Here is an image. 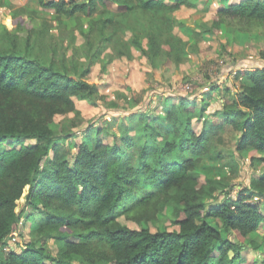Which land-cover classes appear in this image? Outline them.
<instances>
[{"label": "trees", "instance_id": "trees-1", "mask_svg": "<svg viewBox=\"0 0 264 264\" xmlns=\"http://www.w3.org/2000/svg\"><path fill=\"white\" fill-rule=\"evenodd\" d=\"M36 1L54 10L59 39L47 19L36 26L26 22L21 14L32 19L36 12L25 7L15 9L10 24L0 29V264H47L45 258L58 264L73 258L78 264H230L241 258L246 239L258 249L250 235L264 224V213L250 199L264 197V166L262 175L232 198V188L225 190L221 178L192 172L210 132L224 124L237 131L239 153L249 148L264 152V66L237 70L238 88L209 85V93L224 90L222 106L213 112L222 125L206 127L193 99L167 96L165 128L160 131L144 120V142L134 164L126 158L135 144L127 128L122 134L107 132L106 140L75 142L66 154L60 147L74 132H59L52 123L71 113L68 120L74 125L84 118L77 104L96 105L94 86L83 75L110 41L118 54L128 53L112 37L121 21L131 19L135 46L146 38L141 50L152 63L163 56L180 64L200 50L202 32L224 27L264 35V0L222 4L208 20L200 19V31L187 39L174 32L185 24L175 12L197 7L196 0ZM69 18L72 26L65 22ZM66 34L70 40L76 34L82 38L70 59L47 58L35 49L42 42L54 49ZM194 117L203 122L200 131L191 125ZM103 130L98 126V133ZM258 161L264 165V155ZM219 191L225 200L207 206ZM166 208L169 226L152 231L142 225L155 223ZM120 215L139 227L120 222ZM22 216L35 226L36 238L21 243L20 250L6 249ZM209 217L236 240L224 238ZM48 238L61 243L56 256L44 248Z\"/></svg>", "mask_w": 264, "mask_h": 264}, {"label": "rangeland", "instance_id": "rangeland-1", "mask_svg": "<svg viewBox=\"0 0 264 264\" xmlns=\"http://www.w3.org/2000/svg\"><path fill=\"white\" fill-rule=\"evenodd\" d=\"M197 7H182L175 12L184 26L175 27L174 32L187 39L195 31H200L198 21L208 20L209 15L214 13L217 8L224 3L238 2L239 0H196ZM19 7L34 10L36 14L32 19L28 13H22L21 17L26 22L32 21L36 25L42 19L48 20L50 31L59 39V31L54 23V10L42 7L36 0H0V29L3 25L10 24L13 18L12 13ZM89 18L85 17V20ZM132 21H134L132 19ZM67 26L74 24V19L69 18L65 21ZM131 19L126 22L121 21L116 31L112 32V37L117 43L128 47L127 54H118L117 47L114 49L110 41L99 54L97 59L89 67L83 77L92 83L95 89V106L82 102L77 104L82 113L83 119L78 120L72 125L71 113L58 115L53 121V127L62 132L70 129L74 136L66 138V142L61 145V151L70 154L74 150L73 144L86 140L90 142L93 138L106 140L107 132L123 133L127 128V133L132 134L134 146L126 150V158L134 164L138 160L139 150L144 142L145 131L142 124L146 119L148 122L157 126L160 131L165 128L164 121L167 113V96H186L196 102L197 111H203V120L206 127L211 124H224L220 115H213V112L222 106L224 90L209 93V85H229L234 84L238 88L241 78H235L237 70L264 66V57L261 50L264 49V35L251 33H241L228 28H222L217 33L202 32L199 40V51L190 53L188 59L180 64L160 56V60L152 63L147 55L142 52V48L147 47L145 37H141L140 46L132 43V32L128 29ZM20 34H25L23 31ZM81 36L76 34L75 40H70L66 34L63 40H58L55 48L50 47L46 42L35 46L36 50L47 58L70 59L74 46L80 44ZM80 61H84L81 55ZM81 65V64H80ZM79 70L81 69L78 66ZM224 96V95H223ZM225 97V96H224ZM196 111V112H197ZM60 123V124H58ZM191 125L195 131H200L203 122L192 118ZM98 126L103 128L102 133H98ZM238 137L237 131L231 126L224 124L220 128L210 132L209 139L203 143L206 148L199 154L200 160L192 174L205 173L209 176L221 178L225 185V190L232 188L229 196L234 197L238 189L245 188L263 173V163L258 161L264 152L256 151L253 148L245 149L239 153L235 149V141ZM7 145H1L6 148ZM190 155V152H186ZM193 157H196L193 155ZM230 188V189H231ZM229 189V190H230ZM223 192H216L214 198L209 199L207 206L225 200ZM259 205L264 213V197L254 196L250 199ZM22 206L19 205V209ZM170 210L166 208L158 214L155 223H143L152 231L162 229L170 225ZM119 221L128 227L137 228L139 224L124 215L119 216ZM221 232L224 238L236 240L234 233L227 231L213 218H208ZM25 216L20 218L17 229L12 237L7 239L6 249L11 246L13 249L20 250L21 243H25L36 238V232ZM251 238L258 241V249H254L250 240L246 239V244L241 248V258L230 264H264V224L251 233ZM249 237V238H250ZM36 244H40V239H36ZM59 243L54 238L45 240L44 248L50 256H56ZM47 264H58L49 258L43 259ZM70 264H78L73 258Z\"/></svg>", "mask_w": 264, "mask_h": 264}]
</instances>
